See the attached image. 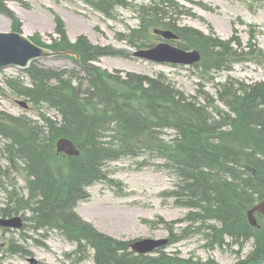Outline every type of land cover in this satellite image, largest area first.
Masks as SVG:
<instances>
[{"label": "trees", "instance_id": "16d2710c", "mask_svg": "<svg viewBox=\"0 0 264 264\" xmlns=\"http://www.w3.org/2000/svg\"><path fill=\"white\" fill-rule=\"evenodd\" d=\"M80 1L112 20L118 19L120 8L135 11L141 18L139 25L119 34L120 41L135 49L152 47L147 39L153 28L175 32L179 47L202 54L198 67L204 81L215 82L208 75L211 70H229L248 55L264 64V51L254 49L252 43L245 53L212 35L179 27L174 18L183 13L171 0L137 5L130 0ZM0 12L12 20L16 31L21 29L18 16L4 0H0ZM56 20L55 33L64 45L37 44L66 51V27L60 17ZM73 51L78 54L72 58L75 67L56 70L35 62L25 71L30 86L19 78L7 79V88L26 96L39 119L0 114V134L8 139L5 153L23 164L29 190L27 196L9 192L0 217L22 214L26 218L31 211L26 218L30 229L62 234L77 244L75 253L82 260L93 250L96 264H159L156 260L162 257L146 263L148 256H136L129 243L100 233L76 213L89 196L88 188L107 178L109 163L131 158L143 159L142 165H147L152 156L176 178L167 197L189 210L179 221L185 227L168 224L171 244L196 235L208 238L210 247L244 248L253 240L250 259L264 262V235L256 237L245 215L247 205L264 198V81L252 85L234 78L215 82L217 98L204 90L202 82L198 95L188 96L165 74L106 77L95 66L103 57H129V52L94 46L84 36ZM49 111L60 120L49 117ZM64 137L81 151L79 157L65 159V168L51 162L56 154L54 142ZM229 138L235 145L226 143ZM193 260L174 262L202 264Z\"/></svg>", "mask_w": 264, "mask_h": 264}, {"label": "rangeland", "instance_id": "374dc122", "mask_svg": "<svg viewBox=\"0 0 264 264\" xmlns=\"http://www.w3.org/2000/svg\"><path fill=\"white\" fill-rule=\"evenodd\" d=\"M7 7L18 15L19 33L26 35L35 43L46 46L61 42L56 35V17H60L66 27L68 46L66 51L73 53L80 37L86 38L94 46L112 47L116 50L129 52L131 58L104 57L95 63L103 76L112 75L125 77L127 73H137L150 77L165 74L175 87L188 96L198 95L199 83H204V90L217 98L216 83L234 78L239 82L252 85L264 81V65L254 55H248L240 63L227 69L211 70L208 75L217 79L215 82L201 79V70L197 66H168L149 63L133 56L138 48H133L125 41H120L118 33H127L129 27H137L141 18L135 11L126 8L118 9V19L112 20L102 13L96 12L80 0H4ZM135 5L148 3L151 0H130ZM160 4V0H154ZM174 7L180 5L178 12L183 13L174 18L179 27L198 30L206 35H212L221 41L231 43L234 50L244 49L249 52L250 44L254 49L264 51V0H171ZM178 18V20H177ZM1 32L15 30L12 22L0 14ZM151 29L152 46L159 44L160 39ZM163 29V28H159ZM53 37V38H52ZM234 38V43L231 40ZM38 43V44H39ZM179 47L176 42L171 43ZM170 44V45H171ZM64 45V44H63ZM171 45V46H173ZM176 45V46H175ZM256 46V47H255ZM192 50V49H190ZM254 56V57H253ZM75 57V56H74ZM43 66L56 70L75 66L67 58H56L39 61ZM7 75L15 79L27 80L28 76L17 69L0 72V112L12 116H27L37 119L36 110H23L17 101H23L21 96L7 88ZM30 86V85H27ZM224 109L226 106L221 105ZM50 114V111H49ZM51 116H55L53 113ZM55 118V117H52ZM239 125L237 126L238 130ZM59 139L54 142V147ZM227 144L235 145L231 138ZM4 141L0 137V207H5L8 192L16 186L26 189L24 173L21 164L6 157L3 152ZM14 155V153H13ZM63 154H55L52 164H60L65 168ZM143 159H123L107 165V180L91 186L90 197L81 202L76 213L82 220L94 226L99 232L118 242H134L142 239H169L168 224L183 220L189 210L177 206L173 199L166 198L165 192L174 189L176 178L171 172L161 166V162L148 158L149 164L142 165ZM253 205H247V211ZM28 213V212H27ZM18 216H22L18 214ZM23 217V216H22ZM31 214H26V218ZM24 218V217H23ZM26 227L22 230L0 229V264H94L93 261H74L69 258L76 247L58 235H52L46 240L42 232L29 231L30 222L26 219ZM259 227L253 229L257 238L264 235V218L258 216ZM184 225V224H181ZM179 227L178 225H176ZM197 236L164 248L159 264H174L176 260L194 257L218 264H244V259L253 251L254 242L245 247L226 246L224 248H208V240ZM76 258L73 256V259ZM160 258V257H159ZM153 259V258H150Z\"/></svg>", "mask_w": 264, "mask_h": 264}, {"label": "water", "instance_id": "95a60500", "mask_svg": "<svg viewBox=\"0 0 264 264\" xmlns=\"http://www.w3.org/2000/svg\"><path fill=\"white\" fill-rule=\"evenodd\" d=\"M156 34L161 35L166 40L176 39L177 36L170 31L156 30ZM70 52H53L42 48L33 43L26 35L17 32L0 31V69L16 67L27 69L32 62L37 60H48L70 55ZM135 57L157 63L194 65L201 60V54L198 51L187 52L181 48L171 46L168 43H161L151 49L140 50L135 53ZM20 104L26 107L24 102ZM57 152L67 156H79L80 151L73 141L63 138L57 143ZM255 213L264 216V200L248 212V218L253 226L258 222ZM0 226L6 228L21 229L23 227L22 218L0 219ZM167 245V240L146 239L131 244L130 247L135 253L147 254L154 252L161 246Z\"/></svg>", "mask_w": 264, "mask_h": 264}, {"label": "bare ground", "instance_id": "6f19581e", "mask_svg": "<svg viewBox=\"0 0 264 264\" xmlns=\"http://www.w3.org/2000/svg\"><path fill=\"white\" fill-rule=\"evenodd\" d=\"M2 24H4V23H1L0 25H2ZM0 29L2 30L3 29V27L2 26H0ZM29 79V78H28ZM25 82H28L27 80H24ZM29 81H30V79H29ZM25 100H27L28 98L26 97V96H22ZM25 105H26V107H25V109H23V110H25V111H29V110H31V108H28V106H27V103H25ZM1 113H5V114H7L6 112H0V114ZM54 114L55 116H51V114ZM9 115V114H8ZM48 115H49V117H55L56 119L58 118V120H60V116H58V115H56V113L55 112H53V111H51L50 112V114H49V112H48ZM10 116H12V115H10ZM13 117H27V116H13ZM27 118H31V119H34V120H38L39 119V117L37 116V119L36 118H33V117H27ZM55 118H53V119H55ZM0 137H1V139H2V141H4V145H6L7 144V142H8V139L7 138H5L3 135H1L0 134ZM28 185L26 186V189L24 190L22 187H18V186H16L14 189H13V191L12 192H18V193H20V192H22V194H24L25 196H27L28 194H29V190H28ZM28 213L27 214H32V212L31 211H27ZM12 231H14V230H12Z\"/></svg>", "mask_w": 264, "mask_h": 264}]
</instances>
